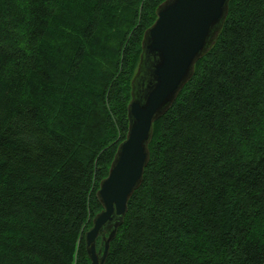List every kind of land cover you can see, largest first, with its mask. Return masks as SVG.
Listing matches in <instances>:
<instances>
[{"label": "trees", "instance_id": "16d2710c", "mask_svg": "<svg viewBox=\"0 0 264 264\" xmlns=\"http://www.w3.org/2000/svg\"><path fill=\"white\" fill-rule=\"evenodd\" d=\"M164 1L0 0V264H91ZM150 151L105 264H264V0L230 2Z\"/></svg>", "mask_w": 264, "mask_h": 264}, {"label": "water", "instance_id": "95a60500", "mask_svg": "<svg viewBox=\"0 0 264 264\" xmlns=\"http://www.w3.org/2000/svg\"><path fill=\"white\" fill-rule=\"evenodd\" d=\"M231 1L165 0L157 8L156 20L145 31L132 80L129 130L97 192L103 209L85 234L91 264H105L129 201L143 183L155 122L170 110L194 76L197 62L216 43Z\"/></svg>", "mask_w": 264, "mask_h": 264}, {"label": "rangeland", "instance_id": "374dc122", "mask_svg": "<svg viewBox=\"0 0 264 264\" xmlns=\"http://www.w3.org/2000/svg\"><path fill=\"white\" fill-rule=\"evenodd\" d=\"M96 113H95V116H94V118L96 119V121L94 122L93 121V123H94V125H93V131H94V133L96 132V135H99L100 134V130L102 129V127H103V124H102V117H101V114H100V112H98V110H96L95 111ZM95 129H96V131H95Z\"/></svg>", "mask_w": 264, "mask_h": 264}]
</instances>
